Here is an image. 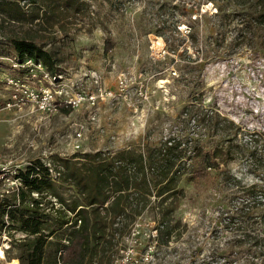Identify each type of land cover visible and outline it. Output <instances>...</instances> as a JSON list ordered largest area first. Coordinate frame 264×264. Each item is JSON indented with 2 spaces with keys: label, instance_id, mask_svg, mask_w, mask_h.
<instances>
[{
  "label": "rangeland",
  "instance_id": "1",
  "mask_svg": "<svg viewBox=\"0 0 264 264\" xmlns=\"http://www.w3.org/2000/svg\"><path fill=\"white\" fill-rule=\"evenodd\" d=\"M3 1H19L29 17L14 20L0 9V202L36 160L50 165L53 155L156 145L172 135L190 148H220V168L201 183L190 173L182 178L185 196L175 214L181 224L168 242L158 244L150 209L130 226L131 236L87 264H221L214 257L226 254L235 236H259L264 246L260 220L239 213L235 223L225 221L232 203L246 205L253 186L264 188V51L237 41L245 15L233 3L78 0V9L53 16L38 0ZM224 3L229 17L217 14L216 4ZM11 35L51 52L60 84L96 96V104L86 99L69 113L65 104L55 113L39 109L29 94H38L41 83L13 66ZM13 232L0 233V264L21 263L26 234Z\"/></svg>",
  "mask_w": 264,
  "mask_h": 264
},
{
  "label": "trees",
  "instance_id": "2",
  "mask_svg": "<svg viewBox=\"0 0 264 264\" xmlns=\"http://www.w3.org/2000/svg\"><path fill=\"white\" fill-rule=\"evenodd\" d=\"M38 1L50 5L53 16L79 7L78 0ZM230 3L245 15L239 44L257 45L264 51V0H228ZM228 4H216L217 14L229 17L224 12ZM0 9L14 20L29 17L19 1L0 0ZM38 18L36 15L31 20ZM9 41L20 61L26 57L40 59L52 73L58 72L53 54L33 38L11 35ZM112 48L108 40L105 52ZM62 110L69 113L72 108ZM221 151L190 148L169 135L156 145L53 155L50 165L36 160L15 176L19 186L4 189L0 233L7 232L11 237L12 231L26 234L20 264H87L108 254L121 238L131 236L130 226L151 209L157 221L158 244L168 242L181 224L175 214L185 196L180 187L182 178L190 173L196 183L208 179L210 170L220 168ZM250 195L244 200L246 205L232 203L233 214L226 212V222L235 223L241 216L260 220L264 227V212L256 210L264 207V188L253 186ZM245 236H235L226 244L229 252L215 253L214 258L221 264L236 259L245 264H264V246H259L263 239ZM149 239H153L152 234Z\"/></svg>",
  "mask_w": 264,
  "mask_h": 264
},
{
  "label": "built area",
  "instance_id": "3",
  "mask_svg": "<svg viewBox=\"0 0 264 264\" xmlns=\"http://www.w3.org/2000/svg\"><path fill=\"white\" fill-rule=\"evenodd\" d=\"M13 66L15 69L31 74L33 78L41 83L38 94L32 92L29 96L32 100L37 101L39 109L45 112L55 113L61 104L78 109L86 99L90 104H96V96L92 94L83 96L81 93L70 91L60 84V79H64L63 73H52L40 59L26 57L20 61L16 57ZM14 99L20 104L25 102V99L17 94H14ZM8 105L11 106V103H8ZM78 137H81V133H78ZM77 148H80V145H77ZM116 261V264H131L125 259Z\"/></svg>",
  "mask_w": 264,
  "mask_h": 264
}]
</instances>
